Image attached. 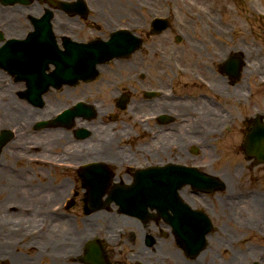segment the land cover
<instances>
[{
  "label": "flooded vegetation",
  "instance_id": "1",
  "mask_svg": "<svg viewBox=\"0 0 264 264\" xmlns=\"http://www.w3.org/2000/svg\"><path fill=\"white\" fill-rule=\"evenodd\" d=\"M90 1L91 7H100V11L96 14L98 19L118 20L124 25L126 8L124 9L118 0V3L115 0ZM200 1L208 0H190L189 5L187 0H152L150 3L137 0L134 3L135 7L145 11L140 13V22L132 18V12L127 15L130 19L127 24L132 26L131 31L143 38L142 45L150 53L148 57L141 56L140 62L130 58L125 63L126 69L130 66L132 71L137 69L140 63L144 69L135 71L133 75L124 78L126 81L124 90L128 88L130 82L135 83L136 77L141 78L142 82L135 83L136 87H132V94H135L133 98H137L134 102L126 93L129 97L128 105H130L127 119L131 120L132 113L135 129L126 130V125V129L115 131L116 141L113 143V150L117 153L130 150V153H122L112 161L117 162L122 159L123 164L138 163L135 158L137 154H140L139 163L214 167L223 162L222 160L228 159V157L222 159L217 151L219 146L227 149V137L234 130L235 125L241 122L242 117L245 130L252 127L254 118L259 114L257 112L262 113L259 115L264 122V106H258L257 93L254 91L257 89V74H261L264 68L256 66L253 70L247 71V76L244 75L245 70H243V76L237 80L229 76L224 62L230 58L231 53H240L245 46H229L230 22L227 4H216L219 0H212L207 6L199 7ZM197 4L199 5L195 6ZM183 10L186 11L184 14ZM90 11L88 7L86 16L90 15ZM149 15L153 16L151 22H149ZM59 16L65 25L62 31L67 33L75 32L69 29L70 24H78L82 20L79 17L65 20L62 13ZM90 17L94 18L95 15ZM156 20L168 21L167 28L154 32L151 25ZM247 55L257 58V46L249 47ZM246 57L245 55V61ZM205 66V71L193 69H203ZM245 67L244 64L243 68ZM139 72L144 73L143 78L138 76ZM120 92L121 89L117 88L114 97ZM247 93L251 96L249 100L245 99ZM209 108H214L216 112L213 113ZM246 108H250L248 111L251 112L247 113ZM189 119L192 121L197 119V123L191 124ZM189 124L192 127L181 135L180 129ZM136 131L144 132L142 134L144 144L143 146L138 144L132 150L134 146L129 148L125 144L132 139ZM122 135L127 138L125 142L122 141ZM221 140L224 141L220 142ZM239 146L241 147L239 148L240 158L251 165L246 167L241 164L243 175L237 176L233 173L230 178L234 186L241 183L242 186L245 185V189L250 188L239 192L233 186L234 188L224 193L221 197V210L215 211L222 225L226 224V210L234 208L232 205L235 199L245 201L246 197H264V190L257 196V191L253 188L259 180L256 175L257 166L260 168L263 166L257 164L258 158L248 157L245 151V139ZM141 148L146 150L145 153L139 152ZM147 148L155 150L149 151ZM129 158L133 161H129ZM198 196L201 198L205 195ZM205 197L208 199L207 195ZM204 201L210 208V200ZM262 202L260 212L263 216L258 223L257 207L253 209L256 226L260 222H263L264 226V201ZM237 239L236 236L232 238V240ZM237 258L244 260L245 255L240 253L234 256L228 264H237L235 261Z\"/></svg>",
  "mask_w": 264,
  "mask_h": 264
},
{
  "label": "bare ground",
  "instance_id": "2",
  "mask_svg": "<svg viewBox=\"0 0 264 264\" xmlns=\"http://www.w3.org/2000/svg\"><path fill=\"white\" fill-rule=\"evenodd\" d=\"M116 2L118 3V1ZM44 9L45 5L40 3L37 11L32 12L36 16ZM18 11L19 8L14 7L10 13L17 17ZM28 12L31 13L30 10H28ZM10 13H7V15ZM7 15L0 9V23L5 24V21H9V27H7L8 31H18L20 29L23 33L24 31L31 29L32 25L29 22L25 21L22 23L19 20L13 22L12 18ZM56 21L59 23L60 17H58ZM59 27L64 29L65 25L61 24ZM0 32H2V30H0ZM122 67L126 69V65L124 63H122ZM262 67V64L257 65V68ZM8 76V74H5L4 71L0 70V81L2 82L0 86V93L3 91H11V89H18L21 91L20 87L12 83V79ZM22 104H18L17 97H14L13 95H11V97L7 100L0 99V132L4 134V137L7 136V123L18 125L24 128L27 132L25 136L18 138L17 142H11L7 145V153L16 152L8 154L9 157L14 155L16 163L21 161L23 153L21 150L26 147L28 150L33 149L34 152L39 151L41 153L50 154L55 151L54 148H56L58 144L65 143L68 138L67 132L63 129L46 130L42 132V134L30 131L35 123L32 121L30 111L26 110L27 108L25 109V106ZM209 109L213 113L216 112L214 108ZM100 113L101 116L105 115L103 112ZM188 121H190L191 124L197 123V119L194 121L189 119ZM191 124L180 129L179 132H182L181 135H184L186 130L192 127ZM90 129L92 135L89 140L84 141L85 143L81 145L74 144L71 146V151L76 152V150L84 149L85 146L89 145L92 148L91 150L106 154L108 160L110 161L115 160L122 153L127 152V150H125L122 153H117L113 150L114 139L111 135V131L108 130L106 126L96 123L91 126ZM257 135L258 132L255 134L254 140H257V143H259L261 147L257 146L254 147V149L261 154H264V140ZM117 139L121 140L119 137H117ZM17 150L20 151L17 152ZM0 162L2 161L0 160ZM12 170L13 173H9ZM38 173V171H34V174H29L25 167H21L17 171H14V167L12 165L6 169V172L0 168V260L4 259V264H43L46 259L51 260V262L47 264H79V261H81L82 258L81 251L75 247L73 241L71 240L73 238L70 236L73 232L76 233L75 235H81L76 232L79 228H75V230L71 233L69 230L71 229L70 225L66 222V216H63L62 213H59L58 215L52 214L51 211H48L47 209L50 202L53 201L55 197L59 196L55 193H62V190L57 189L54 193V189L50 183H43V180H40V184L34 185V183H32L33 186H31L30 178L37 179L36 176ZM222 178L226 182L227 186L231 187L233 185L230 175L227 173H224ZM105 188L107 187L101 188L98 191L94 200L90 198L88 202L89 205L87 206L90 217L86 218L85 222L83 221L81 224V231L83 228L85 229L84 231H86L89 228L90 223L91 225H94L93 223L99 220L103 221L102 223L105 224L107 231L112 230V228L108 225L110 213L105 211H94L95 200L101 199L104 204V202L117 199L118 190H109L111 193L109 192L104 196L103 194L107 191ZM248 202L250 201H245L244 203L249 204ZM262 203V201L257 199V209L262 210ZM190 204L195 206L193 203ZM236 204L241 207V201H236ZM188 207H190L189 203ZM262 216V213H257V218H262ZM45 219L53 221V226L52 229L49 230V233L47 232L46 234L44 230H41L42 232H38L39 234L37 236L29 237L28 235H30L31 231H33L29 230V228H31V226H36L37 224L39 225L38 222ZM119 220L125 228L129 229H133L137 224H139V221L131 218L123 217V221H121V219ZM42 226L43 224H41L38 228H41ZM55 227L57 228L53 229ZM165 245H167L165 242L158 245L156 253L158 255L169 257L170 252H166ZM19 248L22 250L21 252L17 251ZM140 248L143 251L145 249L143 245H141ZM157 254L154 255L155 258L158 256ZM65 255H67L66 257L68 261L63 259ZM96 260L97 261H94V263L104 264V261H102L97 255ZM237 260L239 262H237ZM241 260L237 258L235 261L237 264H242ZM46 262L47 261H45V264Z\"/></svg>",
  "mask_w": 264,
  "mask_h": 264
},
{
  "label": "rangeland",
  "instance_id": "3",
  "mask_svg": "<svg viewBox=\"0 0 264 264\" xmlns=\"http://www.w3.org/2000/svg\"><path fill=\"white\" fill-rule=\"evenodd\" d=\"M115 1H117V0H115ZM118 1L123 5L124 8H126L124 11V13H125L124 24H126L127 22L128 23L130 22V19L127 15L131 12H132L131 16H133L132 18H134L135 21L140 22L139 21L140 13L141 12L145 13V11L139 10L138 8L135 7V5H134L135 0H118ZM150 1H152V0H143V2H145V3H150ZM249 1L250 0H246V6H243V7H241L239 5H235V0H219L216 4H218V3L219 4L220 3H228L229 4V7H230L229 14L231 15V19H232L231 22H233L232 23L233 26L230 25L232 27V29L235 28L237 30H240L241 32H251L252 34H254L256 37H258L260 39V42L254 41V44H252V45L257 46V60H263L264 56L262 53H259V51H261L263 48V52H264V39H262V37H261V33L264 32V22H261L262 26H257L255 23L250 22L251 19L257 18V13L255 12L254 8H253V10H254V12H253L251 6H249L248 4H250V5L255 4L257 6H263L264 7V0H254L253 3H250ZM187 2H188L187 5H189L190 0H187ZM210 2H212V0H208L207 2L200 1L201 6L199 4H197L195 6H198V5H199V7L207 6ZM1 4L3 5L1 8H4V7L5 8H12L14 6L20 5V4L5 5L3 3H1ZM185 12L186 11L183 10V14ZM237 13H239V15H237ZM151 18H153V16L149 15V22L152 21ZM78 25L83 26L82 32L80 34V40H83L85 42H89V41L97 39V37H95V35H94V33H96V32H94V31L95 30L98 31V29H94L92 27L88 28L87 24L86 23L83 24L82 22H79ZM98 25H99V23H98ZM101 25H102V27H101L102 30L99 31V33H102L101 37L102 36L108 37L109 34L113 30L109 31L107 28H105V25L102 22H101ZM112 25H114V23ZM235 25L239 26V27H235ZM260 27L262 29H260ZM229 46L232 47L233 45L229 44ZM225 49H227V48H225ZM149 53H150V51L147 48H145L144 45H142L139 53L135 54V56H133V59H134L133 61L137 60L138 62H140L139 58L141 56L142 57H148ZM261 56H263V58L259 59V58H261ZM153 58L155 59V57H153ZM109 66H110L109 64H107L105 66V67H107V69L103 75L105 79H102V77L99 76L95 81H93L91 83L81 82L78 85V87H76V88L63 87L61 90L57 91L59 93L52 92V95L48 97L49 100L51 101L50 107H47L44 109L38 108V110H37V108L31 107V105H29V102L27 100L22 99L20 96H17L16 92H19L18 89H13V90L11 89V91H3L0 93V97L4 96L5 100H7L8 98L11 97V95H14V97H17L18 104L23 103L22 105L25 106V109L27 108L26 110L30 111V114L32 116V120L33 119L35 120V119H41V118L49 117L50 113L55 114L56 111L61 109V107H64L68 103H71L70 100H75V99L81 98L85 95H88V93H91V92H97L98 93L101 91L100 94H102L103 96H101L99 100L102 101L104 108L108 107L110 109V113H114V114L110 115L109 117L105 118V120H108L109 123H112L111 126L113 127V129L117 128V129H115L117 131L118 130H124V129H126V127H125L126 125H127L126 130H128L129 128L135 129L133 127V121H132L133 114L132 113L130 114L131 120L127 119V116L129 115L128 110H129L130 105H128V107H126L124 110L118 109L117 108V100L116 101H113V100L110 101L106 98L108 93H110L109 90L111 89L109 87L110 89L107 91V87L110 86L112 82L118 81L121 78H127L128 76L133 75L135 71H139L141 69H144V67L140 63L138 68L135 69L134 71H132L130 66L128 67V69H123V68H119V67L114 68V69H110ZM193 69H195V70L198 69L199 71H202V70L205 71L206 66L203 69H200V68H193ZM245 74L246 73L244 72V75ZM261 76H264V74L257 75V89L254 88L255 89L254 91H255V93H257L256 98H257L258 106L263 107L264 106V86H262L259 83V77H261ZM135 79H136V81H135L136 84L138 82H142L141 78L136 77ZM103 80H105V81L102 82ZM135 83H134V81L130 82V85L128 86V88H126L124 90V92H121V93L129 94L130 99H131V101L133 100V102H134V99H137V98H133V96H135V94L134 95L132 94V91H133L132 87H136ZM14 84L18 87H21L22 91L25 88L24 84H21L20 82H14ZM64 89H65V91H66V89L72 90L71 91V94H72L71 97L67 98L66 95H62V97H61V93L62 94L65 93ZM57 95L60 96V98H55ZM111 99H113V98H111ZM45 100H46V97H45ZM54 103L57 106L54 105ZM90 103H92V102H90ZM53 106H55V107H53ZM231 106H233V105H231ZM246 110H247V113L251 112V111H248V110H250V108H246ZM51 111H53V112H51ZM142 112L144 113V111H142ZM29 117H30V115H29ZM96 120H98V118L95 119V121ZM243 122H244V119L242 117L241 122L239 124L235 125L234 130L227 137V141H226L228 143L227 149H224V147L219 146V150L217 151L218 155L222 159L226 158V157H228V159L222 160L223 162L219 163L218 165H215L214 167H208L207 173H209V174L214 173L215 175H217L218 177L221 178L222 174L228 173V175H230V173H232V170L236 169L239 172L238 173V176H239V174L242 171L241 164L242 165L244 164L246 167L251 165L250 163L244 162L240 158V155H239V153L241 154V150L239 149L241 147L239 145L243 142V139H245L246 134L248 132V130H245L243 128ZM81 128H84V127H81ZM69 131H71V130H69ZM135 133L136 134L132 137V139L128 140L127 143L125 144L129 148H131V146H134L132 148V150H134L136 145L139 144V146H143V144H144V142H143L144 139L142 137V134L144 132L136 131ZM138 133H140V135ZM72 134L74 135V144H78V143L82 144L83 141H81V140L77 141L75 134L73 132H72ZM70 138L68 137V141L72 139V138L71 139ZM223 141L224 140H221L220 142H223ZM61 145L62 144H58L56 146V148H54V149L58 150V148ZM4 149H5V147H3V155L2 154L0 155V160L2 161V162H0V166L4 172H6V169L9 168L8 166H11V165L14 167L15 170H18L21 167H25L26 171H28L29 174H34L33 173V169H34V170L38 171L39 173H38L37 179L30 178V180H31L30 185L31 186H33L32 183H34V185H37V184H40V180H43V183H45L46 181H48L50 183V185L54 189V193L57 191V189L62 190V193H55L56 195H59V196L55 197L54 200L50 202V205L47 206L48 209H50L53 204L55 205L58 202H60V203L65 202L66 203L68 201L67 199H69L70 201L74 200V199L76 200V202L71 207H69V208L63 207V209L60 210L58 213H63L62 215L66 216V218H67L66 222L69 223L68 225H70L71 229H69V230L71 231V233L75 230V228L76 229L79 228L78 230H76V232H78L81 235H75L76 233L73 232L70 236L73 238L71 240L73 241L75 247L77 249H80L81 253H82L84 243L85 242L87 243V241H89L93 238L94 232L97 230V228H99V231L101 230V236H102L101 239L104 237V235L106 234V233H104L105 229H103L105 224H103L102 223L103 221H101V220L94 222L93 223L94 225H91V223H90V226L86 231H84L85 230L84 228L82 231L80 230L81 224L83 223V221L85 222V219L90 217L89 214H87L85 211V207L87 206V200H86V193L83 191V182H82V179L80 178V176L79 177L75 176L74 172H72V171L69 172V175L65 176V175H62V173H61L62 170H60V169H56V168H53L50 166L33 163V162L28 161L26 159H22L21 161L16 163L14 155H11L10 157L8 156V154H13V153H10V152L7 153L6 149L5 150ZM148 149L149 148H147V150ZM59 150H64V149H59ZM128 151L129 152H127V153H130V150H128ZM145 151L146 150H144L143 148H141L139 150V152H141V153H145ZM40 154H42L43 156L46 155L47 157H50L51 159H53L55 161H58L60 159H66V156H61L60 153L55 154V152H53V153L51 152L50 154H46V153H40ZM42 155H40V156H42ZM83 155L84 154L81 155V158ZM87 156H90V155L87 154ZM87 156L85 158H87ZM97 156H99V155L97 154ZM136 156H137V158H135V160L139 163L138 157H140L141 155L137 154ZM85 158L78 159V160L84 161ZM129 161H133V159L129 158ZM203 161L207 162L208 160H203ZM117 162H118L117 165H114V163L111 162V164L114 165L113 166V174H114L115 184L116 185H118L119 183L127 184V175H130L129 172L131 171V169L129 168V166H125L123 164L122 159H119ZM9 173H13V170ZM256 175H257V179H259V180H257V185L254 186L253 188H255V190L257 191V196H258L264 190V167L260 168V166H257V174ZM72 180H74L75 182H73ZM249 180L251 181V178H249ZM133 183H134V181H132L129 184H133ZM234 187H235V190H238L239 192H242L245 189V185L242 186L241 184H238V183ZM247 188H250V187H247ZM246 189H245V191H246ZM75 191H76V194L74 193ZM225 192H226V187L222 191H216L215 193H212L210 195L206 194L208 196V199H206V197H205L206 195L201 197V198L199 197L200 200L198 201L197 205L199 207H201V204L207 205L204 200H210L211 209H214V208L220 209L222 206L221 197L224 195ZM261 199L264 201V197ZM113 214L118 215V212L114 209ZM46 221H47V219H45L41 222L39 221L38 222L39 225L37 224L36 226H33V227L31 226V228H29V230L38 228L41 224H44ZM109 225H111V227H112V224H109ZM56 228L57 227H55L53 229H56ZM234 229H236V228H234ZM239 231L240 232L234 233L233 236H236V237L240 236L241 237L243 235L244 231L242 230V228H240ZM230 233H231L230 235L232 236V231ZM226 237H228V235ZM231 242H232V240H231ZM121 244L122 243L119 242L116 246H114L113 250H111V252L109 254V256L111 258L110 260L113 263L119 262V264H122L124 262L127 264V260H122L123 258L116 256L119 253L118 249L121 246ZM242 246L244 247V250H243V248L240 249V251H242V252H245V251L250 249L257 254H260L261 250H262V245L259 244V242H257V244H256L254 241L247 242ZM213 247H214V245L212 246V248ZM214 249L215 250L211 249L213 251L211 254V258L216 259V260H214L212 262V264H218L221 260L229 262L228 260H230V257H231L229 255L230 253L232 254V253L240 252L239 250H237V247H235V249H233V251H231V252L227 249V251L229 252L228 254H225L223 251L220 252L219 249L216 248V246ZM17 251L21 252L22 250L19 248ZM254 252H253V254H255ZM253 254H250V258H247L248 264H251L252 260L254 259ZM66 256L67 255H65V257H63V259H66L65 261H68ZM81 256H83V255H81ZM219 256H223V257H219ZM208 259H210V258L208 257ZM3 260H0V264L5 263ZM172 260H174V259H172ZM45 261H47L46 264L51 262L50 259H46ZM45 261L43 262V264H45ZM79 264H82V262L79 261Z\"/></svg>",
  "mask_w": 264,
  "mask_h": 264
},
{
  "label": "water",
  "instance_id": "4",
  "mask_svg": "<svg viewBox=\"0 0 264 264\" xmlns=\"http://www.w3.org/2000/svg\"><path fill=\"white\" fill-rule=\"evenodd\" d=\"M156 199H157V198H156ZM149 204H153V203L149 202ZM157 204H159L158 201H157Z\"/></svg>",
  "mask_w": 264,
  "mask_h": 264
}]
</instances>
